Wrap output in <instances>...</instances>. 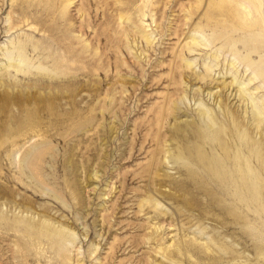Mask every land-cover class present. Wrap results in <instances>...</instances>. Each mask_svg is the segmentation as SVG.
<instances>
[{"label": "rangeland", "instance_id": "rangeland-1", "mask_svg": "<svg viewBox=\"0 0 264 264\" xmlns=\"http://www.w3.org/2000/svg\"><path fill=\"white\" fill-rule=\"evenodd\" d=\"M0 264H264V0H0Z\"/></svg>", "mask_w": 264, "mask_h": 264}, {"label": "bare ground", "instance_id": "bare-ground-1", "mask_svg": "<svg viewBox=\"0 0 264 264\" xmlns=\"http://www.w3.org/2000/svg\"><path fill=\"white\" fill-rule=\"evenodd\" d=\"M249 15V14H248ZM11 65H12V67H14V68H19V67H17V65H16V63H14V60L12 59L11 60ZM232 161V160H231ZM209 162H207V163H204V164H208ZM209 166V168L211 167V165H210V163L208 164ZM204 167V166H203ZM205 169V168H204ZM214 169V168H213ZM213 169H212V171H213ZM207 171V170H206ZM208 172V171H207ZM252 172V171H251ZM212 174V173H211ZM226 174V173H225ZM251 175V174H250ZM216 177H217V175H216ZM224 177V176H223ZM230 177V176H229ZM232 177V176H231ZM2 214H4V212L2 213ZM3 221V220H2ZM29 229V228H28ZM28 246H29V244H28ZM30 247V246H29ZM14 248V247H13ZM31 257V256H30ZM29 257V258H30ZM27 260V259H26Z\"/></svg>", "mask_w": 264, "mask_h": 264}]
</instances>
